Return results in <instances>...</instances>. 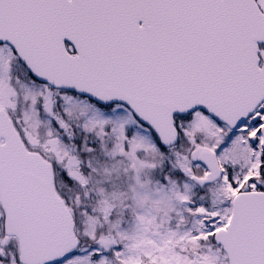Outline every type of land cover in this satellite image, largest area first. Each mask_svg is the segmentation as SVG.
<instances>
[{"label":"snow or ice","instance_id":"1","mask_svg":"<svg viewBox=\"0 0 264 264\" xmlns=\"http://www.w3.org/2000/svg\"><path fill=\"white\" fill-rule=\"evenodd\" d=\"M0 264H264V0H0Z\"/></svg>","mask_w":264,"mask_h":264}]
</instances>
